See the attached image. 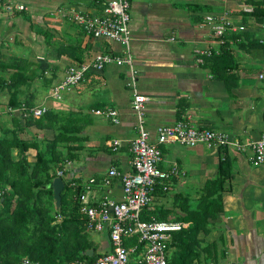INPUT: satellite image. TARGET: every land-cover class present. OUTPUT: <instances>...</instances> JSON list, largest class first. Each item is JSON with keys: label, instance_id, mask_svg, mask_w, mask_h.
<instances>
[{"label": "crops", "instance_id": "obj_1", "mask_svg": "<svg viewBox=\"0 0 264 264\" xmlns=\"http://www.w3.org/2000/svg\"><path fill=\"white\" fill-rule=\"evenodd\" d=\"M105 1L0 0V62L17 60L26 77L18 102L26 100L31 106L71 114L81 124L74 142L78 150L65 165L62 180L81 187L94 178L90 201L103 196L119 200V179L112 178L108 185H102L100 179L109 167L131 171L128 143L136 134V125L125 84L127 67L89 68L69 91H60L58 99L49 94L68 65L89 62L99 53L122 54L120 44L91 38L69 20L74 11L98 13ZM254 1L258 0H129V52L137 70V89L145 97L143 119L149 141L155 142L157 126L186 118L242 145L241 149L188 147L175 142L157 145L161 154L158 167L175 166L179 176L171 178L165 194L150 198L148 209L163 206L170 210L173 194L184 187H193V193L187 195L195 196L205 180L215 176L223 151L231 161L229 188L221 195L222 211L209 223V232L198 234L214 247L209 256L193 264H264V166L250 163L247 145L264 131V49L256 44L264 43V17L258 20L252 14ZM19 4L23 9L16 7ZM207 13H224L234 27L225 31L222 43L204 23ZM232 35L236 37L231 39ZM225 42L234 64L226 75L216 76L217 62L218 67L222 63L215 57ZM78 54L80 61L75 62ZM10 70L0 68V77L6 80ZM8 107V92L3 89L0 130L23 123L20 112ZM97 108L115 110L118 123L95 115L92 111ZM16 134L28 139L31 135L50 137L52 132L29 125ZM112 139L120 142L114 151L108 146ZM173 215L169 211L166 219L172 220ZM89 236L98 256L109 251L105 230L98 237Z\"/></svg>", "mask_w": 264, "mask_h": 264}, {"label": "trees", "instance_id": "obj_2", "mask_svg": "<svg viewBox=\"0 0 264 264\" xmlns=\"http://www.w3.org/2000/svg\"><path fill=\"white\" fill-rule=\"evenodd\" d=\"M252 3L255 5L252 14L261 20L264 17V10L261 9L264 0ZM235 37L232 35L231 39ZM227 44L221 45L215 57L222 63L218 67L217 62L216 76L226 75L232 67L230 65L234 64ZM256 44L264 49V43ZM242 45L241 42L239 47ZM73 59L79 62L80 55ZM10 62H0L1 69H11L6 80L0 77V91L7 90L9 107L17 108L21 104L29 107L31 104L26 100L18 102L20 86L26 82V77L19 69L17 60L11 59ZM21 119V126L16 125L11 129L3 126L0 130V264H20L24 258L37 264L90 263L98 254L89 238L84 217L78 212L75 197L81 187H72L69 182L63 181L60 205L56 208L50 186L56 172L61 170L63 175L65 162L75 158L78 147L74 142L80 133L81 124L77 119L73 121L71 114L50 109L36 118L28 115ZM29 125L50 130L52 134L50 137L31 135L28 139L17 136V129ZM14 149L15 153L12 152ZM29 150L32 151L30 160ZM230 174L231 161L223 151L217 162L215 176L205 180L195 196L190 197L181 192L173 194L174 205L170 210L163 206L148 209L147 205L143 208L140 214L142 220L150 217L163 220L169 211H173L172 220L182 224L179 230L171 232L167 242L166 264H193L211 254L214 244L205 243L198 238V234L209 232V223L222 211L221 195L229 188ZM164 192L161 185L155 184L150 198ZM135 242L133 236L125 245ZM89 248L92 249L91 256L81 254ZM141 248L139 244L134 254L138 255Z\"/></svg>", "mask_w": 264, "mask_h": 264}, {"label": "built area", "instance_id": "obj_3", "mask_svg": "<svg viewBox=\"0 0 264 264\" xmlns=\"http://www.w3.org/2000/svg\"><path fill=\"white\" fill-rule=\"evenodd\" d=\"M221 1V0H217ZM23 9L22 5L16 6ZM129 0H106L101 4L100 11L95 14L74 11L69 20L91 38H102L116 42L122 46V54L99 53L89 62L68 65L64 70L61 81L50 90V96L59 98L60 91H69L83 77V74L94 68L102 69L107 64L124 65L127 67L126 86L130 92V108L135 117L136 134L128 143L129 164L131 171L119 172L109 167L100 179L102 185H108L112 178L120 181L121 196L114 200L103 196L98 201H90L88 193L95 179L90 177L81 186V191L75 197L78 203V212L84 217L87 232L106 231L110 244L109 251L96 257L92 262L75 261L73 264H166L167 242L171 232L177 231L182 224L170 219L157 220L150 217L148 220L140 219V214L149 202L150 192L155 184L167 190L171 178L179 176L175 166L162 170L158 167L161 160L157 145L175 142L192 147L204 145L207 148H216L229 145L241 149L242 145L228 141L224 134L208 127L197 126L188 119L177 120L172 124L159 125L155 128V142L149 141V133L144 126L145 97L138 91L136 84L137 70L133 67L129 52ZM204 23L209 26L213 35L222 43V36L226 30H234L231 22L224 13H207ZM12 111L11 107L7 108ZM20 114L38 117L46 109L43 106L26 107L21 104L16 108ZM95 115L109 119L113 124L118 123L117 112L110 108H97L92 111ZM119 140L108 142L111 150H116ZM251 155L249 161L253 166H264V131L249 142ZM69 161L65 162L68 165ZM58 170L56 176H61ZM74 185V183H70ZM135 237L136 242L128 246L125 242ZM139 254L132 258L139 246ZM20 264H37L24 258Z\"/></svg>", "mask_w": 264, "mask_h": 264}, {"label": "water", "instance_id": "obj_4", "mask_svg": "<svg viewBox=\"0 0 264 264\" xmlns=\"http://www.w3.org/2000/svg\"><path fill=\"white\" fill-rule=\"evenodd\" d=\"M64 185V182L60 176H55L52 178L50 182L51 190H52V198L54 201V205L57 208L60 205V191L62 190V187ZM84 256H91L92 249H86L81 252Z\"/></svg>", "mask_w": 264, "mask_h": 264}, {"label": "rangeland", "instance_id": "obj_5", "mask_svg": "<svg viewBox=\"0 0 264 264\" xmlns=\"http://www.w3.org/2000/svg\"><path fill=\"white\" fill-rule=\"evenodd\" d=\"M255 68H259V65H255ZM29 157H30V159H31V157H32V152H31V154H29ZM29 157H28V158H29ZM184 188H185V187H184ZM184 188H181V191H180V192H181L182 194H185V195H186L187 193H188V194H189V193H193V191H192V190H193V187H190L189 190H188V189H184ZM168 194H169V192H168ZM98 233H99V232H92V231H91L90 233L88 232V234L91 235V236H93V238H94V237H98ZM89 238H90V236H89ZM95 251H96V250H95ZM136 256H137L136 254H131V255H130V257H132V258H135Z\"/></svg>", "mask_w": 264, "mask_h": 264}]
</instances>
